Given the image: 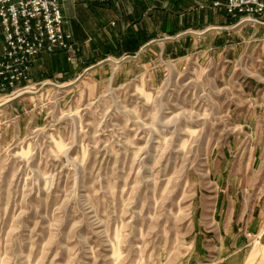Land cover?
Wrapping results in <instances>:
<instances>
[{
  "label": "rangeland",
  "instance_id": "obj_1",
  "mask_svg": "<svg viewBox=\"0 0 264 264\" xmlns=\"http://www.w3.org/2000/svg\"><path fill=\"white\" fill-rule=\"evenodd\" d=\"M67 1L74 53H39L0 104V264H201L215 162L264 209V16L129 74L134 5Z\"/></svg>",
  "mask_w": 264,
  "mask_h": 264
},
{
  "label": "crops",
  "instance_id": "obj_2",
  "mask_svg": "<svg viewBox=\"0 0 264 264\" xmlns=\"http://www.w3.org/2000/svg\"><path fill=\"white\" fill-rule=\"evenodd\" d=\"M115 1L125 5L127 10L130 4L134 5L133 16L129 15L123 22L119 35L125 44L124 48L122 44V53L130 57L118 66L121 69L133 66L129 74L143 72V68L155 63L163 53L167 56L173 48L185 53L187 41L193 44L192 48L200 41H209L208 46L201 50L202 54L211 46L218 48L225 33H235V30L231 32L235 25L232 28L228 26L239 21L237 16L228 15L222 6H214L213 2L217 0ZM159 2L164 4L160 6ZM62 6L67 12L70 2L64 1ZM160 16L167 19L164 32ZM162 32L175 36L160 39ZM220 164L215 162L213 166L215 180L211 193L200 199L198 224L194 229L200 241L197 245L193 242L191 248H197L201 264H264V209L257 212L256 202L252 203L249 191L233 185L246 180L245 176L236 172L232 174L227 169L228 165ZM192 254L185 264H192Z\"/></svg>",
  "mask_w": 264,
  "mask_h": 264
},
{
  "label": "built area",
  "instance_id": "obj_3",
  "mask_svg": "<svg viewBox=\"0 0 264 264\" xmlns=\"http://www.w3.org/2000/svg\"><path fill=\"white\" fill-rule=\"evenodd\" d=\"M64 1L0 0V104L8 91L25 80L30 61L39 53L56 48L74 53L64 31ZM213 5L237 16L239 23H263L264 0H217Z\"/></svg>",
  "mask_w": 264,
  "mask_h": 264
}]
</instances>
